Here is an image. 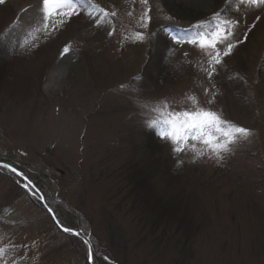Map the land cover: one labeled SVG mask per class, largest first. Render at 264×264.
<instances>
[{"label":"rangeland","instance_id":"obj_1","mask_svg":"<svg viewBox=\"0 0 264 264\" xmlns=\"http://www.w3.org/2000/svg\"><path fill=\"white\" fill-rule=\"evenodd\" d=\"M167 1L93 0L117 15L97 25L102 14L86 9L83 18L66 23L69 18L63 17L61 24L57 17L48 28L42 0L0 3V24L6 20L4 27L11 26L0 34L12 48L0 54V156L41 175L43 190L81 215L84 235L82 242L70 239L0 176V247L8 248L6 262L90 264L84 243L89 239L125 264H264V5L237 0L229 9L226 0L215 8V0ZM176 4L205 16L179 17ZM145 11L151 17L146 28L141 26ZM216 12L237 22L230 37L235 47L216 75L204 71L206 53L173 41L167 57L159 58L163 69L151 64V78L141 76L150 51L160 48L161 29L170 34L171 28L210 20ZM136 32L145 40H135ZM65 47L70 51L61 56ZM219 47L223 51L224 45ZM65 65V73L47 80L51 70ZM230 73L240 76L227 78ZM205 88L217 92L211 105ZM186 94L252 135L218 158L199 141L189 140L185 151L175 152L158 129L161 154L169 151L175 158L169 172L173 180L180 177L168 182L173 188L164 193V175L151 172L143 129L160 117L156 101L167 100L175 110L191 108ZM134 180L146 192L132 189ZM129 194L148 200L151 215L145 217H166L169 225L161 227L171 239L153 242L142 206ZM183 242L187 254L179 250Z\"/></svg>","mask_w":264,"mask_h":264},{"label":"snow or ice","instance_id":"obj_2","mask_svg":"<svg viewBox=\"0 0 264 264\" xmlns=\"http://www.w3.org/2000/svg\"><path fill=\"white\" fill-rule=\"evenodd\" d=\"M3 2L4 0H0V3ZM140 2L147 5L149 0H140ZM230 2L231 0H226V3ZM239 3L258 7L264 5V0H239ZM84 9H88L93 15L102 14L100 19H96L97 25L101 23L102 19L117 15L115 11L108 12L93 3V0H42L41 11L43 13L44 26L48 28L49 21L57 17L61 18L60 23L63 24V17L71 18L74 14L79 15ZM237 10H239V6ZM150 19V15L145 11L141 18V26L146 28ZM236 23V21L222 18L221 13L216 12L210 20L191 25L190 30H185L183 37L173 36L172 40L176 44L187 43L198 47L202 52L206 53L209 68L204 69V71L211 78L216 73L217 66L222 64L223 57L228 56L235 47V44L230 42V37L233 35L232 29ZM111 34L110 32L109 35ZM134 39L143 41L145 40V35L142 32H136ZM220 45H224L223 51H221ZM69 51L70 49L65 47L61 56H64ZM123 87L125 85H121V88ZM204 92L211 97L206 103L209 105L214 103L217 92H210L208 88H205ZM185 99L192 102L191 108L175 110L171 108L167 100L156 101L155 103L160 105V107H156L154 110L160 114V117L147 122V126H155L159 129V136L173 145V151H185V146L188 145L189 140L199 141L218 158H221L222 152L227 153L232 150L231 145H235L239 140L247 139L252 135L251 129L223 118L220 113L210 107L201 106L194 94H186ZM189 147L194 149L195 144L189 145ZM2 166L9 168L17 175H23L11 165L4 164ZM31 183L29 180L25 187L27 188ZM48 211L51 212L52 209L49 208ZM63 231L77 236L80 235L79 232H75L74 229L68 227H63ZM84 243L89 246L88 258L91 261L93 260V248L89 240H84ZM7 251V246L0 247V264H16L15 260L5 261L4 258ZM104 259L107 260L108 257L105 256Z\"/></svg>","mask_w":264,"mask_h":264},{"label":"trees","instance_id":"obj_3","mask_svg":"<svg viewBox=\"0 0 264 264\" xmlns=\"http://www.w3.org/2000/svg\"><path fill=\"white\" fill-rule=\"evenodd\" d=\"M221 1L222 0H215L216 3L214 4V8L218 7ZM236 1L237 0H231V2L229 3L230 4L229 9H231L236 4ZM167 2L169 3V0ZM172 5H173V3L171 4V7H172ZM176 5H178V4H176ZM174 9L176 10V12H178L180 10L181 14L183 13V16L179 15V17L185 18L189 21L198 20V19L201 20L203 18V16H205V14H203L202 12L195 11L191 8L181 9L180 5L177 6V9L176 8H174ZM170 10H173V9H170ZM85 11H86V9L81 11L79 15L74 14L71 18L68 19V21L66 23L73 21V19L77 16L83 18L85 15ZM225 12H226V9H225V11L223 10L222 13H225ZM212 14H214V13H212ZM12 17L13 18H11L10 23L13 22L15 16H12ZM207 18L205 21L209 20ZM179 19H181V18H179ZM5 21L0 24V30L4 27V25L6 23ZM65 26H66V24L62 28H60V30L57 32V34L61 30H63ZM10 27H11L10 25L9 26L7 25V27L5 29L7 30ZM161 30H160V33H158V36H159L158 41L160 42V44H159L160 48H158V50L156 49V50L150 51L148 61L143 66L141 76H144L145 78L146 77L151 78V76H152L150 74L151 67H154L156 69H163V68H159L161 66V60L159 58L162 56L167 57V55H168V52H167V50L169 49L168 46H171L172 42H173V40L170 39V37H171L170 35L183 37L185 34V30H190V27H187V28L183 27V28H179V29L171 28L170 34H167L164 31V29H161ZM57 34H56V37H58ZM3 36H4V33L0 34V54H7V53L10 54L12 52L11 51L12 48L9 47L11 41H10V39L5 40ZM63 44H64V42H63ZM51 45L56 46L57 43L54 41V43H51ZM236 47H238V46H236ZM263 55H264V50H263ZM0 58H1V55H0ZM151 64L153 66L150 67ZM218 72H216L214 75H216ZM238 76H240V75L230 73L226 77L227 78H229V77L235 78ZM143 132H144L143 134H144V139H145L144 140L145 141L144 142V148H146V154L149 156L150 162H152V165H153L151 172H152V174H155V176L157 175V172H161V174L164 175L163 181L165 183V186L161 190L164 191V193H165V191L168 193V190L173 188V187H170V184H168V182L170 183L171 181H174V180L180 178L179 176H174V178H176V179L173 180L172 175L169 172L172 169V164L175 163V158L171 156L169 151H167V153H165V155L161 154V153H163V149H162L161 144H158V137H157L158 128H156L155 126H152V127L148 126V127L143 129ZM0 162H5V163L10 164L14 168H16L19 172H21L28 179V181L30 180L32 182V185L34 187H36V189L38 191H40V193L42 194L45 204L50 209H52V212L54 213L55 218L59 221V224L63 227L72 228L75 231L80 232L82 238L76 237L71 233H64V234L69 236L70 239L72 238V239L77 240L78 242H82L84 235L82 233L83 230L80 228V225L82 223L81 215L78 214L77 211H73L72 206L69 205L67 202H65L63 199L57 198V197L53 196L52 194L45 192L43 190L45 186L41 185L43 183V179L41 178V175H39L37 173L34 176L33 173H28V172L24 171L20 166L12 163L8 158H4V157L0 156ZM0 176L7 178L13 184V186L17 189V191L19 193H23V194L27 195V198L29 199V201L31 202V204L33 206H35L36 208H39L41 210H44L46 212V209L44 208V206L42 205V203L39 200V196L36 194V192L33 190V188L28 186V189H26V187L23 186V181H21L13 172H11L10 170H8L4 167H0ZM150 178L151 177L149 176V179ZM128 181L132 183V180H128ZM136 181L137 180H134L131 188L132 189L133 188L134 189H143L146 192V190L143 187L138 185L139 182L136 183ZM129 195H130L129 197L132 198L134 204H139L142 206L141 218H143V220H144V222H146V224H148V225L150 224L151 231H150L149 235H151V236L153 235V237H154L152 239V240H154L153 242L156 241L157 242L156 244H159V243H162L163 240L168 241L167 239H171L168 237V234L166 232L168 230L165 227H164L165 229L163 227H161L162 222L165 225L166 224L169 225L168 220L165 219L166 217L154 218V219L152 217H151V219H150V217H145V216H147V215H145V213L151 215L149 213V211L146 210V205H148L147 204L148 200L147 199L142 200L141 197L138 198V196H136V195H134V196L131 194H129ZM169 197L170 196H168V198ZM168 200H170V199H168ZM171 204L174 205L173 203H171ZM173 207H175V206H173ZM170 211L171 210L167 211V213H170ZM63 212H64V214H63ZM167 213H165V214H167ZM110 228H111L110 229L111 233H113V229H112L113 225ZM158 230L160 231V234L157 236L156 231H158ZM194 230H196V229H194ZM154 234H155V236H154ZM122 240H123V243H125V246L122 245L121 248L125 249L126 248V240L124 238ZM89 241H90L91 246L93 248V260H92V262L94 264H125V261H123V263H121L117 260V258L115 256H112L113 254L108 251L109 248L106 251H103L100 249L99 245L95 241H93V240H89ZM179 246H180L179 250L181 249L182 254L188 253L189 248L185 246V242L182 243V247H181V245H179ZM105 256L108 257L107 260L104 259Z\"/></svg>","mask_w":264,"mask_h":264},{"label":"water","instance_id":"obj_4","mask_svg":"<svg viewBox=\"0 0 264 264\" xmlns=\"http://www.w3.org/2000/svg\"><path fill=\"white\" fill-rule=\"evenodd\" d=\"M2 165H4V163H0V166H2ZM3 167V166H2ZM7 169H9V168H7ZM10 170V169H9ZM11 171V170H10ZM14 173V172H13ZM16 174V173H15ZM17 175V174H16ZM22 180H24L25 182H28V180L27 179H25L26 177H24L23 175H18ZM30 186H32V184L30 185ZM39 194V193H38ZM39 196H40V200H41V202H42V204L44 205V201H43V198H42V196L39 194ZM44 207H45V209L47 210V212L49 213V215H50V217L52 218V220H53V222H55V224L58 226V228L62 231V232H64L63 231V227H61V226H59L58 225V223L56 222V219H55V217H54V214L52 213V211L51 212H49L48 211V207L46 206V205H44ZM88 262L89 263H91V261L89 260V258H88Z\"/></svg>","mask_w":264,"mask_h":264},{"label":"bare ground","instance_id":"obj_5","mask_svg":"<svg viewBox=\"0 0 264 264\" xmlns=\"http://www.w3.org/2000/svg\"><path fill=\"white\" fill-rule=\"evenodd\" d=\"M66 70H67L66 65L51 70L50 73H48L47 80H48V81L52 80V79H53L54 77H56L57 75H61V74L65 73Z\"/></svg>","mask_w":264,"mask_h":264}]
</instances>
